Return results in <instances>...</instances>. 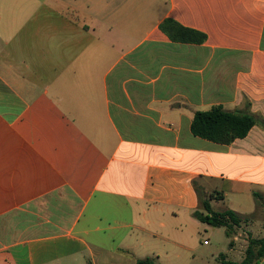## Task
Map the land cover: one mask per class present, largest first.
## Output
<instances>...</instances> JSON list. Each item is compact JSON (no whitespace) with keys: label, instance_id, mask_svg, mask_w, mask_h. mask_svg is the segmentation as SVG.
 Masks as SVG:
<instances>
[{"label":"crops","instance_id":"0c3cea01","mask_svg":"<svg viewBox=\"0 0 264 264\" xmlns=\"http://www.w3.org/2000/svg\"><path fill=\"white\" fill-rule=\"evenodd\" d=\"M263 40L264 0H0V264H195L201 194L262 238L264 128L223 145L191 126L264 119Z\"/></svg>","mask_w":264,"mask_h":264},{"label":"trees","instance_id":"16d2710c","mask_svg":"<svg viewBox=\"0 0 264 264\" xmlns=\"http://www.w3.org/2000/svg\"><path fill=\"white\" fill-rule=\"evenodd\" d=\"M160 27L173 42L203 44L207 39L204 33L184 27L172 19H166ZM262 47L264 49V40ZM257 124H260L264 128V119L259 120L251 114L225 111L222 107L215 106L209 111L197 112L194 116L191 130L194 136L214 143L230 145L237 139L245 138ZM201 196V208L195 212L196 218L213 228H226L228 237H232V230L234 228L240 227L243 222L251 218L250 216L238 215L232 210L215 212L210 203L214 199V195H211L208 199H202ZM256 197L258 199L259 196L256 195ZM263 258L264 236L260 239L251 238L249 240V245L242 262L225 263L260 264ZM136 264H156V261L153 258L136 259Z\"/></svg>","mask_w":264,"mask_h":264},{"label":"rangeland","instance_id":"374dc122","mask_svg":"<svg viewBox=\"0 0 264 264\" xmlns=\"http://www.w3.org/2000/svg\"><path fill=\"white\" fill-rule=\"evenodd\" d=\"M202 195V194H201ZM202 199H205V196H201ZM262 205L264 207V203L262 202ZM218 208V207H216ZM256 217V216H255ZM250 218L246 222H243L240 227H236L232 230V237H228L226 232L224 233L222 230L219 229L216 230L211 227L210 225L203 223L201 225L200 229V235H199V244L201 245L200 249L198 250V260L196 261L195 264H227L224 262V259L228 261H233V262H242V256L240 255L239 251H234L229 254H224L221 251V243L226 240L230 241L229 238L233 239V235L235 232H240L242 234L240 242L245 243L244 240H247V247L249 245V240L251 239V236L249 238V232H252V235L254 238H261V218ZM256 222V224L254 223ZM214 232V233H212ZM248 233V234H247ZM226 237L228 239H226ZM263 237V236H262ZM207 242V243H206ZM239 242V243H240ZM247 248L245 249L246 253ZM245 253L243 255V258L245 256Z\"/></svg>","mask_w":264,"mask_h":264},{"label":"built area","instance_id":"2783aa9c","mask_svg":"<svg viewBox=\"0 0 264 264\" xmlns=\"http://www.w3.org/2000/svg\"><path fill=\"white\" fill-rule=\"evenodd\" d=\"M207 243V242H206Z\"/></svg>","mask_w":264,"mask_h":264}]
</instances>
